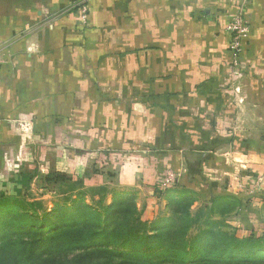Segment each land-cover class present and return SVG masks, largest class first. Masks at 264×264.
<instances>
[{
    "label": "crops",
    "instance_id": "crops-1",
    "mask_svg": "<svg viewBox=\"0 0 264 264\" xmlns=\"http://www.w3.org/2000/svg\"><path fill=\"white\" fill-rule=\"evenodd\" d=\"M69 4L0 0V192L89 163L130 192L173 169L175 188L262 209L236 185H264V0H89L84 25Z\"/></svg>",
    "mask_w": 264,
    "mask_h": 264
},
{
    "label": "rangeland",
    "instance_id": "rangeland-1",
    "mask_svg": "<svg viewBox=\"0 0 264 264\" xmlns=\"http://www.w3.org/2000/svg\"><path fill=\"white\" fill-rule=\"evenodd\" d=\"M68 170L50 172L63 174L66 177L64 180L41 178L23 191L21 189L19 192H2L4 200L9 203L0 207V244L7 239H17L12 232L5 234L7 229L1 224L6 218L14 217L17 219V225L26 221L40 225L44 220L45 224H48L44 218L45 212L50 214L49 222L63 219L68 223L81 218L87 208H90L96 212L101 222L109 224L110 231L111 227L118 223L122 230L124 219L133 223L132 219L135 218V214L118 215V209L126 204L128 208L133 205L134 212L140 215V220L149 223L147 231L150 235L173 225H176L178 230L181 227L183 231H175L171 235L174 241L184 243L182 249L185 247V251L189 253L190 264L195 263V260L199 261L197 264H251L252 261H256L253 264H264L260 262L264 259V239H261L264 237V207L257 210L258 207L253 206L254 202H248L245 208L234 212L236 203L233 199L222 203L210 202L208 193L200 186L191 187L190 190L175 187L159 190L156 187V179L154 188L144 193L130 192L121 187L119 180L114 176L116 172L105 167H99L97 177L96 174L93 175L89 163H83L82 178H78V174L73 172L71 167ZM245 182L236 185L237 189L245 190L242 191L245 200L264 197V189L260 193L252 191L260 190L264 185L261 187L262 184L258 181ZM246 186H250L251 191H248ZM73 205L80 207L76 216L68 214V211L74 210ZM59 207L67 208V211L63 208V212H60ZM10 208L12 210L8 211V214L7 210ZM20 215L25 217L17 218ZM110 231L107 235L112 237ZM251 233L254 238L260 240H244ZM122 239L113 240L109 248L116 253L123 252L124 255L133 252L138 253V257L144 256L140 264H170L166 261L173 253L166 250L169 246H158L155 241L148 246L139 241L136 247H129L123 245ZM128 244L130 245L129 242Z\"/></svg>",
    "mask_w": 264,
    "mask_h": 264
},
{
    "label": "trees",
    "instance_id": "trees-1",
    "mask_svg": "<svg viewBox=\"0 0 264 264\" xmlns=\"http://www.w3.org/2000/svg\"><path fill=\"white\" fill-rule=\"evenodd\" d=\"M44 178L46 180H50L51 178L64 180L66 177L63 174L54 172L49 173ZM8 203L4 200V194L0 192V207H5ZM63 208L59 207L60 212H63L64 209L67 211V208ZM73 208L74 210L68 211V214L76 216L79 213L80 209L78 210V208L80 207L79 205H73ZM133 208V205L128 208L125 204L118 209L119 216L126 213L135 214V218L132 219L133 223L124 219L122 230L118 223L113 228L111 227V231L109 224L101 222L96 212L90 208H87V211L84 212L81 218L73 219L68 223L64 222L63 219L49 222V212H45L44 214V218L47 219L48 224H45L44 220L40 225L31 221L17 225V219L8 217L2 222L1 226L7 229L5 234L12 232L17 239L13 241L7 239V241L0 244V264H140L144 260V256L138 257L140 255L133 252L124 255L123 252L116 253L109 248L113 240L117 239V241H120V238H124L122 239L123 245L129 247H136V243L139 241L151 246L155 241L158 243V246H169L166 250L173 252L166 259L168 263H191L189 253L185 251V247L182 249L184 243L174 241L171 235L175 231L179 232L181 227L178 230L176 225H173V227L161 230L157 234L150 235L147 231L149 223L141 221L139 213H135L136 211L134 212L135 209ZM11 210L12 208L8 209L7 212ZM107 210H109V207H107ZM18 217L25 216L20 215ZM108 231H110L111 236L114 238L107 235ZM254 237V234L251 233L244 240H260ZM261 239H264V237ZM198 262V260H195L193 264H197ZM260 262H264V259H261Z\"/></svg>",
    "mask_w": 264,
    "mask_h": 264
},
{
    "label": "built area",
    "instance_id": "built-area-1",
    "mask_svg": "<svg viewBox=\"0 0 264 264\" xmlns=\"http://www.w3.org/2000/svg\"><path fill=\"white\" fill-rule=\"evenodd\" d=\"M89 0H70L69 10L77 13L78 22L86 24L89 16ZM224 29L232 36L230 49L233 53L232 64L235 68H239L242 60L245 46V38L248 32V26L244 22L241 14H235L231 17L229 22L225 24ZM182 174L178 170L169 169L164 172L158 180L156 187L159 190H168L176 187L180 181Z\"/></svg>",
    "mask_w": 264,
    "mask_h": 264
}]
</instances>
